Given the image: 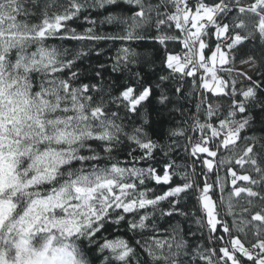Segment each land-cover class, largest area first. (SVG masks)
Segmentation results:
<instances>
[{"label": "snow or ice", "instance_id": "6c2138e0", "mask_svg": "<svg viewBox=\"0 0 264 264\" xmlns=\"http://www.w3.org/2000/svg\"><path fill=\"white\" fill-rule=\"evenodd\" d=\"M122 3L131 6V15L110 12L105 17L109 23L118 21L124 25L119 33L100 35L91 27L81 33L67 25L86 7L119 8ZM35 8H42L39 23L31 20L36 16L32 11ZM50 9L61 11L49 14ZM244 14L258 19L252 30L241 35L238 30L247 28L241 19ZM88 22L95 24L94 20ZM165 26L183 33V49L187 50L176 54L165 47L167 68L175 74L200 79L203 89L231 100L227 115L218 119V125L211 122L216 115L212 108L207 111L209 122L199 125L202 133L210 130V134L201 136L192 155L206 154L199 158L206 170L198 179L193 178L194 170L187 172L180 183H174L173 174L167 170L161 175L151 166H137L152 158L156 143L147 138L142 127L133 124L128 131L124 123L125 118L140 114L153 95V86L124 85L117 96L111 95L110 88L105 91L90 84L74 86L80 79L74 70L76 59L83 53L68 58L67 49L46 43L55 37L82 42L119 41L124 45L151 39L166 45L177 38L170 37ZM206 26H211L212 32L204 35L214 37V44L202 39ZM148 27L154 28L156 34L146 35ZM257 36L264 50V0H253L247 7L240 6V0H215L211 4L196 0L194 6L189 0H96L93 5H88L87 0H44L42 5L40 0H0V264H94L96 250L109 253L102 264H130L135 249L126 239L101 236L103 242L94 250L97 234L107 231L106 225H126L130 232H143L154 227L151 217L160 202L169 200L172 211L167 215L171 216L181 194L189 193L202 202L210 230H222L229 237L226 244L201 257L205 264H264V208L250 219L242 218L244 227L236 224L232 212L233 196L246 193L250 204L252 198L264 201V195L253 187L237 185L238 180L264 184V167L258 162L264 153V137L247 135L254 122L250 108L264 111V99L257 96L258 91L264 92V81H253L247 73H238L250 82L238 91L237 85L243 81L231 78L233 68H217V64L228 65L233 50ZM197 41L198 52L194 50ZM135 56L129 46H124L117 53L116 64L127 65ZM231 59L234 62L235 56L231 55ZM255 59L250 56L242 63H254ZM199 70L207 76H198ZM218 71L228 78L218 76ZM137 79L142 78L137 74ZM237 95L242 99L236 100ZM167 101V95L161 92L158 102ZM109 105L117 111H111ZM177 134L183 133L173 132ZM122 137L135 144L141 155H134L132 149L125 161L114 157L112 153L119 149ZM88 141L98 142L100 150ZM213 145L216 150H212ZM237 148L241 150L238 153L234 151ZM82 149L90 154H82ZM222 149L230 154L214 164L212 158ZM233 165L240 169L250 165L261 179L238 174ZM221 166H227L225 172L231 176L226 214L233 215V228L245 235V228L251 225L253 241L233 238V228L218 219L217 202L210 193L215 188L219 202L225 203L227 181L220 175ZM165 167L170 169L172 165ZM210 176L214 179L210 180ZM146 179L169 187L150 198L152 190L142 187ZM223 239V235L217 236V240ZM136 244L151 257L148 264H182L183 241L146 237L143 244L139 240ZM213 256H217L215 261Z\"/></svg>", "mask_w": 264, "mask_h": 264}, {"label": "trees", "instance_id": "16d2710c", "mask_svg": "<svg viewBox=\"0 0 264 264\" xmlns=\"http://www.w3.org/2000/svg\"><path fill=\"white\" fill-rule=\"evenodd\" d=\"M41 5L44 0H40ZM60 3H66V0H59ZM96 0H87L88 5H93ZM156 3L157 0H152ZM205 3H214L215 0H204ZM253 0H240V6L247 7ZM190 6H194L196 0H189ZM131 6L127 4H121L119 8L113 5H105V7H86L81 11L79 16L73 21L67 22V25L76 29L77 32H83L85 29L91 27L93 30L100 34H116L124 29V25L118 21L109 23L105 17L112 13L123 12L127 15H131ZM36 13V16L31 17L33 23H39L40 20L37 17L40 15L42 8L32 9ZM55 11H61V9H50L49 14ZM235 13H229V16ZM241 19L245 21L247 25L246 29L238 30L241 35H244L246 31L252 30L257 17L252 14H244ZM94 20L95 24H91L88 21ZM165 30L170 37H176V40H169L166 45L154 42L151 39L141 40L131 45L121 44L119 41L101 40L95 42L88 41H76L70 39L50 38L46 41L49 45H56L62 49H67V57L71 58L77 52H82L76 59V67L74 70L79 72L80 79L74 83V86L81 84L96 85L97 88L108 91L111 89V95L117 96L122 90L124 85H136V84H151L153 86V95L149 98V101L144 103L143 108L138 116L125 118L124 123L128 125L126 130L130 131L132 125L142 127L147 134V138L156 143V147L153 151L152 158L141 161L137 166L147 168L149 166L155 168L157 174H163L165 170L173 174V182L180 183V178L187 172L194 170L195 176L193 178L198 179L199 174L206 169L200 163V157H206V154H199L198 157L192 155V149L194 144L192 142L193 137L199 139V125L209 122L207 111L212 108L216 111V115L211 118V122L214 125H218V119L223 118L229 111V105L231 100L223 95H216L211 91H207L200 86V79H193L182 74H175L172 70L166 66V51L178 54L183 49L182 36L183 33L180 30L167 29ZM212 28L209 27L204 33H211ZM155 29L148 27L146 29V35H155ZM205 43H215L214 37L209 39L208 36H203ZM129 46L131 51L136 53V56L132 58L131 62L127 65L116 64L117 53L120 48ZM226 52L227 49H224ZM231 55L235 56V61L231 59ZM250 56L255 57V65L257 73L260 78L255 80L257 82L264 81V50L261 49L259 37L254 41H246L243 45L238 46L233 50V53L229 56V64L218 66V69L232 67L239 65L243 60H247ZM67 71V70H66ZM99 73V75H97ZM234 73V71H233ZM232 73V79L234 75ZM137 74L142 79H137ZM70 75V73H69ZM218 75L228 78L227 74L223 71H218ZM161 77L165 79L161 80ZM236 80V79H235ZM245 84V82H243ZM243 84L237 85L239 90ZM177 88L180 89L177 92ZM161 92H164L168 101L161 104L158 102ZM100 93H96L98 96ZM257 96L260 99H264V92L258 91ZM108 97L105 96V99ZM204 98V100H203ZM236 100H241L242 97L237 95ZM215 103V106L212 104ZM211 106V107H210ZM111 111H117L114 105H109ZM120 115L123 116L124 112L121 108ZM251 115L254 118L250 129L247 131V135H255L257 137H264V111L255 106L250 108ZM239 114L237 119H239ZM131 121V123H129ZM174 131H182L183 134L173 135ZM210 134V130H206L203 135ZM122 139V144L117 151H114L112 155L121 161H125L128 156V152L135 149L134 155L140 156L141 150L136 147L131 141ZM198 142V141H196ZM195 142V144H196ZM91 147L100 149L97 147L98 142L88 141ZM129 145L131 147H129ZM212 150H216L214 145ZM240 152L239 148L234 150ZM82 154L88 155L86 150H81ZM229 150L222 149L216 158H212L215 164L216 160H219L224 155H229ZM101 155H104L101 153ZM261 167H264V153L260 154V160L258 161ZM166 165H172L170 169H166ZM123 166V165H122ZM227 166L220 167V175L226 178V186L224 189L225 203L221 204L218 200L219 192L214 188L213 193H210L216 201V211L219 213L218 219L227 221L230 228H233V215H227V198L231 189V176L225 172ZM233 170H237L238 174H248L254 180H260V176L252 170L250 165H245L243 169L239 166L233 165ZM214 177L210 176V180ZM238 186L253 187L254 191L260 192L264 195V184L250 185L249 182L237 181ZM152 191L149 192V197L153 195H159L167 191L168 185L156 184L152 179H146L145 185ZM232 212L235 215V222L239 227H244L240 221L241 219H250L251 215L264 208V201L252 198V203H249V197L246 193L241 194L240 197H232ZM244 209H248L244 212ZM169 211H172V206L169 200L160 202L158 208L155 210L151 217V225L148 229L136 233L130 232L126 225L118 227L116 225H106L107 231L102 230V233L97 234L96 243L93 244V249H96V245L102 243L101 236L108 239H114L121 237L129 242V245L135 249V256L130 260V264H148L151 261L146 251L136 244V241L144 243V238L155 237L159 240H172L183 241L184 248L181 250L180 260L182 264H205V260L202 256L209 255L210 249H219L222 245L226 244L229 237L228 234L223 233L222 230H218L213 233L207 225L206 217L203 212L200 202L197 197L192 193L187 195L181 194L180 202L176 205V210L173 215H167ZM183 213V214H181ZM129 219L132 217L129 216ZM219 229V226H218ZM245 235L243 232L237 231L233 228L232 236L239 237L244 242H250L255 239L253 235V228L249 225L245 228ZM223 235V240H217V236ZM107 251L100 252L95 251L94 264H102L103 258L108 256ZM219 255V254H217ZM217 256H213L215 261ZM109 264H117V262L109 261Z\"/></svg>", "mask_w": 264, "mask_h": 264}, {"label": "rangeland", "instance_id": "374dc122", "mask_svg": "<svg viewBox=\"0 0 264 264\" xmlns=\"http://www.w3.org/2000/svg\"><path fill=\"white\" fill-rule=\"evenodd\" d=\"M190 28H191V26H190ZM192 31H195V29H192ZM203 39V38H202ZM221 39H224V37H222ZM204 40V39H203ZM205 42V41H204ZM198 44H199V42H198ZM218 66H220L219 64H217V68H218ZM238 73H247V75L248 76H251L252 77V79H253V81H255V80H258L259 78H260V75H259V73H257V69H256V65H255V63H242V62H240L239 63V65H237V66H235V68H234V73H233V75H234V78L237 80V81H243V82H245V84H243V86L242 87H246V86H248V84L250 83L249 81H247L243 76H241V75H239ZM203 76H207V74L205 73V75H203ZM218 76H220V75H218ZM200 86L202 87V83H201V81H200ZM241 87V88H242ZM206 90V89H205ZM240 90V89H239ZM238 90V91H239ZM208 91V90H207ZM214 93V92H213ZM215 94V93H214ZM203 100H204V98H203ZM216 104L215 103H213L212 104V106H215ZM211 107V106H210ZM199 142V141H198ZM198 142H196V143H198ZM194 145H195V143H194ZM213 198V197H212ZM213 200H214V198H213ZM200 206H202V202H200ZM202 208H203V206H202ZM203 212H204V215H205V217H206V212H205V210L203 209Z\"/></svg>", "mask_w": 264, "mask_h": 264}, {"label": "built area", "instance_id": "2783aa9c", "mask_svg": "<svg viewBox=\"0 0 264 264\" xmlns=\"http://www.w3.org/2000/svg\"><path fill=\"white\" fill-rule=\"evenodd\" d=\"M186 51H187V50L184 49L183 52H186ZM197 60H198V56H197ZM197 74H198V76H201V75L203 74V70H199ZM201 134H202V132L199 131V135H201ZM198 140H199V139H196V138L193 137V141H198Z\"/></svg>", "mask_w": 264, "mask_h": 264}]
</instances>
